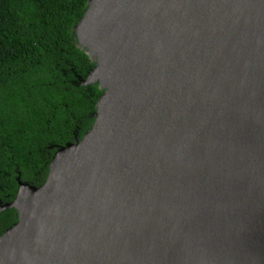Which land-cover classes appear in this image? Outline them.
<instances>
[{
	"label": "water",
	"instance_id": "obj_1",
	"mask_svg": "<svg viewBox=\"0 0 264 264\" xmlns=\"http://www.w3.org/2000/svg\"><path fill=\"white\" fill-rule=\"evenodd\" d=\"M74 32L98 117L19 183L0 264H264V0H89Z\"/></svg>",
	"mask_w": 264,
	"mask_h": 264
},
{
	"label": "trees",
	"instance_id": "obj_2",
	"mask_svg": "<svg viewBox=\"0 0 264 264\" xmlns=\"http://www.w3.org/2000/svg\"><path fill=\"white\" fill-rule=\"evenodd\" d=\"M89 0H0V237L19 183L39 188L60 149L83 140L104 94L74 28Z\"/></svg>",
	"mask_w": 264,
	"mask_h": 264
},
{
	"label": "bare ground",
	"instance_id": "obj_3",
	"mask_svg": "<svg viewBox=\"0 0 264 264\" xmlns=\"http://www.w3.org/2000/svg\"><path fill=\"white\" fill-rule=\"evenodd\" d=\"M89 54H90L91 56H94V52H93V51H90Z\"/></svg>",
	"mask_w": 264,
	"mask_h": 264
},
{
	"label": "rangeland",
	"instance_id": "obj_4",
	"mask_svg": "<svg viewBox=\"0 0 264 264\" xmlns=\"http://www.w3.org/2000/svg\"><path fill=\"white\" fill-rule=\"evenodd\" d=\"M79 46V45H78Z\"/></svg>",
	"mask_w": 264,
	"mask_h": 264
}]
</instances>
